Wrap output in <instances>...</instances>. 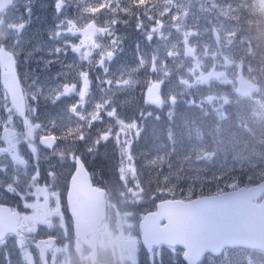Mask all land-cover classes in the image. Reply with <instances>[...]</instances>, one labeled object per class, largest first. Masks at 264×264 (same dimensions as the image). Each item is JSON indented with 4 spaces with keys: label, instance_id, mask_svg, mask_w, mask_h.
I'll list each match as a JSON object with an SVG mask.
<instances>
[{
    "label": "rangeland",
    "instance_id": "374dc122",
    "mask_svg": "<svg viewBox=\"0 0 264 264\" xmlns=\"http://www.w3.org/2000/svg\"><path fill=\"white\" fill-rule=\"evenodd\" d=\"M114 2L128 15L134 8L144 13L150 9L144 18L157 17L158 12L170 4L180 5L181 10L188 13L175 22L169 16L162 17L163 27L152 33L151 41L146 39V34L151 32L155 21L148 18L147 24L136 27L140 31L132 32L135 23L128 16L126 24H130L131 32L125 33L135 39L136 48L141 42L149 46L138 51L133 49L136 53L130 61L136 69H126L127 72L122 69L124 59L121 57L129 49L125 51L123 47L121 57L112 65L113 68L122 67L115 80L112 78L114 72L105 78L109 56L105 42L99 39L100 29H105V23L110 22L107 18ZM152 3L155 7H147ZM136 4L137 0H21L0 17V48L4 47L12 54L23 75L28 102L32 101L27 119L22 120L11 108L7 97L0 94V132L8 130L11 138L9 144H3L7 151L0 153V189L6 192L18 190L14 200H7L5 191H0V197L6 202L12 200L25 206L30 203L34 189L41 190L50 185L61 187L68 177L67 172L73 171L76 155L85 156L87 166L93 168L92 155L87 153L90 145L100 139L102 142L113 139L118 154L117 178L121 184L119 199L115 200L114 227L120 240H109L112 246L124 247L122 256L112 258L119 264L136 261V228L143 214L151 209L154 196H175L180 189L204 188L194 183L200 179L196 171L203 167L224 174L227 170L231 173L238 170L246 176L238 172V175L230 174L228 179L239 176L248 182L251 178L257 181L264 178V158L261 151H256L258 148L251 147L250 150L256 152L253 156L242 155L230 148L221 149L218 155L223 156V161L216 160L214 151L209 148L211 151L207 153L192 134L202 128L203 117L218 121L225 118L220 113L223 106L234 108L239 105L242 110L237 115H245L246 127L253 135L250 136L255 137L257 141L254 138L253 141L262 148L264 42H254L250 37L244 39L242 24L251 12L254 15L264 13V0H144L143 6L136 7ZM176 11L173 7L172 12ZM134 16L138 23L141 15L138 12ZM174 23L179 28L173 26ZM188 32L193 34L188 37L186 46L184 36ZM255 45H259L257 50ZM189 47L192 52L187 51ZM169 51L171 56L167 54ZM98 52L101 60L94 62ZM83 63L89 65L90 73H93L88 81L87 73L77 72L83 71L77 68ZM237 67L255 85L254 94L247 101L234 96ZM102 68L103 86L97 83L98 70ZM145 78L150 79L143 90L149 97L140 102L139 107L163 109L158 111V116L167 122L165 127L170 129L166 130L169 136L170 131L178 130L177 135L182 136L177 141L183 143L181 150L174 148L172 139V149L166 150L159 143V146L143 151L139 145L147 146L148 139L139 141L140 125L127 123L117 110L118 107L126 109L131 102L130 91L138 94ZM74 80L77 86L72 89ZM254 103L258 106L251 105ZM207 108H213L209 114H205ZM168 109H178L179 114H172ZM48 135L60 140L59 147L51 154L43 152L38 144V139ZM166 140L170 143L167 137ZM25 157L33 162L30 169L23 161ZM48 168L54 169V176ZM114 210L112 207V214ZM35 249L26 250L23 244L14 242L0 255V264H37L33 255H36ZM62 250L66 252V249ZM232 257V260L224 258L219 262L210 260L209 264H223L222 261L264 264V258L250 253ZM178 258L177 252L170 253L162 264H176ZM67 263L66 256L59 261V264Z\"/></svg>",
    "mask_w": 264,
    "mask_h": 264
},
{
    "label": "water",
    "instance_id": "95a60500",
    "mask_svg": "<svg viewBox=\"0 0 264 264\" xmlns=\"http://www.w3.org/2000/svg\"><path fill=\"white\" fill-rule=\"evenodd\" d=\"M14 0H0V12ZM0 62L6 72L2 74V85L17 112L25 115L15 67L8 53L0 52ZM238 92L243 94L246 83L239 79ZM46 141V139L42 140ZM54 142L49 139L44 146L51 149ZM78 188L89 189V178L82 164L77 161V171L70 184V194ZM264 193V182L252 188H240L216 197H204L188 203L164 202L158 205V212L147 215L140 224L143 243L150 247L163 244L181 247L185 250L183 260L196 264L207 252L218 254L224 247H246L264 250V203L253 204V200ZM80 225L91 224L97 227L104 216V201L90 197L80 203ZM5 216L0 212V221ZM165 226L160 228V221ZM5 221V220H4ZM5 229H8L5 227ZM7 230L0 226V240ZM43 259L45 252H40Z\"/></svg>",
    "mask_w": 264,
    "mask_h": 264
},
{
    "label": "trees",
    "instance_id": "16d2710c",
    "mask_svg": "<svg viewBox=\"0 0 264 264\" xmlns=\"http://www.w3.org/2000/svg\"><path fill=\"white\" fill-rule=\"evenodd\" d=\"M246 24L247 25L245 27V30L248 33L249 37L253 39L254 42H261L262 40L264 42L263 22L259 19H253V21L248 20ZM135 27H136V24L134 25L132 32H135V29H136ZM117 28H118L117 32H120L119 26H117ZM123 28L125 32L126 31H129V33L131 32L130 24H126ZM128 43H129L128 46H125V48L134 49V46H135L134 42H128ZM140 45L142 46V42L140 43ZM254 48L257 50L259 48V45H255ZM236 116H237V113H236ZM201 127H202L201 129L193 131L192 134L195 136L197 141H199L201 144L208 146V148L213 146L214 151H216L217 153H219L218 151L221 149L230 148L233 151L240 152L242 155L246 154L248 156H253L256 154V152H254V150H250L251 147L260 148L258 144H256L255 141H253L255 137H253L254 138L253 139L250 136L251 134L250 132L248 131L245 132L241 128V126H239V124L237 123V119L235 117L221 124L214 123V124L208 125L205 121H203L201 122ZM177 132L178 130H175L174 133H172V138L175 136L173 138V142L175 144L174 148L177 147L178 150H181V148L183 147V143H177V141L181 139L182 136L177 135ZM165 134L167 137L165 126H163V128L161 127L160 129L155 127L154 129H152V132L148 134L147 136V139H148V141H146L147 146H145L142 149H144V151H148L150 149H153V147L159 146V143H162L163 147L166 150H169V148L171 149L170 143L167 142ZM256 151H259V150H256ZM115 166H116V156H115V152L113 151V149L109 145L100 147L99 154L95 157L93 161V168H100L96 171V174L99 177L103 178V181L106 180L107 183L112 188L114 187V184H118ZM224 175H225L224 173H219L215 171H209V170L204 171L200 175L199 182L196 180L194 181V183L201 184V187H204V188H199L197 186L196 189H193V190L184 191L180 189L179 195L182 198H193L201 194L216 193L220 190L230 187L232 184L234 185L240 184V183L241 185L243 184V181L241 182L237 181V177L234 180H230V179H226ZM256 182L257 180H253V178H251L249 181V184H255ZM189 184H191V182L188 183V185ZM206 186H211V187L207 188Z\"/></svg>",
    "mask_w": 264,
    "mask_h": 264
},
{
    "label": "flooded vegetation",
    "instance_id": "af4514ba",
    "mask_svg": "<svg viewBox=\"0 0 264 264\" xmlns=\"http://www.w3.org/2000/svg\"><path fill=\"white\" fill-rule=\"evenodd\" d=\"M5 194V198L7 200L12 198V194L9 191ZM66 193H64L63 189L57 190V192L46 193V190L38 193V197L34 199V201L30 204L29 213L32 214L29 218H24L21 222V228L26 227L28 230L30 229V224H35L38 229L42 232L45 231V228L53 222L58 223L61 228L60 230L54 231L51 235H45L46 237L53 236L56 238H66L71 234L69 227L67 226V218L68 211L66 207ZM22 212V211H21ZM37 219V221H36ZM109 230L107 227L104 229H98L95 232V238L98 246V262L97 264H104L100 260V242L103 241L105 235L108 234ZM25 238V236H22ZM12 238V237H11ZM14 239V238H12ZM89 251L85 249V252L82 254V259H84ZM105 264H114L112 260Z\"/></svg>",
    "mask_w": 264,
    "mask_h": 264
},
{
    "label": "snow or ice",
    "instance_id": "6c2138e0",
    "mask_svg": "<svg viewBox=\"0 0 264 264\" xmlns=\"http://www.w3.org/2000/svg\"><path fill=\"white\" fill-rule=\"evenodd\" d=\"M143 5H144V0H137V4L135 6L136 7H141ZM101 7H104V5H101ZM173 7H176L177 8V11L175 13L172 12V8ZM125 11H127V10H125ZM149 11H150V9H146L145 15H148V12ZM187 14L188 13H187L186 10H184V11L181 10V6L180 5L170 4L168 6H165L164 9H163V11L158 12L157 17H153V16L149 15L148 16L149 20H154L155 21V26L152 27L151 32H149V33L146 34V39H148L149 41H151L153 39L152 33L153 32H157L158 31V27H160V28L163 27L162 19H161L162 17L169 16V18L173 22H175V21L179 20L181 18V16L186 17ZM173 26L179 28V25L178 24H175L174 23ZM138 27H143L142 21L138 24ZM192 34L193 33H191V32L185 33V36H184V44L186 46L188 44V37L190 35H192ZM187 51L188 52H192L193 50L189 47V48H187ZM167 54L169 56H171L172 55V52L169 51ZM153 70H154V61H153ZM173 99H175V98L173 97ZM209 99H211V98H209ZM82 138L83 137H81V139ZM53 139H55V138L53 137ZM98 146L99 145L97 144V148H98ZM73 162L75 163V157H73ZM52 175L54 176L55 174L53 173ZM37 176H38V173H37ZM69 179H71V176L69 177Z\"/></svg>",
    "mask_w": 264,
    "mask_h": 264
},
{
    "label": "bare ground",
    "instance_id": "6f19581e",
    "mask_svg": "<svg viewBox=\"0 0 264 264\" xmlns=\"http://www.w3.org/2000/svg\"><path fill=\"white\" fill-rule=\"evenodd\" d=\"M96 169L98 170L99 168H96ZM112 178H113V177H112ZM112 178H111V179H112ZM111 182H112V181H111ZM104 185H106V186H110V185L107 183L106 180L104 181ZM113 189H115V186L113 187Z\"/></svg>",
    "mask_w": 264,
    "mask_h": 264
}]
</instances>
